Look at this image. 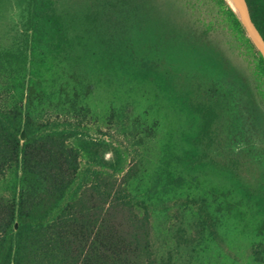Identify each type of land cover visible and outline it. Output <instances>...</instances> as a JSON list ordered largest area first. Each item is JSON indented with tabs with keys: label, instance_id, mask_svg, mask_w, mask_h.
<instances>
[{
	"label": "trees",
	"instance_id": "1",
	"mask_svg": "<svg viewBox=\"0 0 264 264\" xmlns=\"http://www.w3.org/2000/svg\"><path fill=\"white\" fill-rule=\"evenodd\" d=\"M143 49L210 65L138 77ZM221 117L244 158L208 154ZM0 264H264V56L228 0H0Z\"/></svg>",
	"mask_w": 264,
	"mask_h": 264
},
{
	"label": "rangeland",
	"instance_id": "2",
	"mask_svg": "<svg viewBox=\"0 0 264 264\" xmlns=\"http://www.w3.org/2000/svg\"><path fill=\"white\" fill-rule=\"evenodd\" d=\"M189 50H192L194 54L202 56H205L206 53L208 57H210V59L216 63V66L221 67L222 65V63L216 57V54L213 55L214 57L210 55L214 54L211 51L202 50L198 47L183 49V51L191 52ZM138 52L139 61L135 68V73L138 77L154 73L162 79L167 77H172L173 79H183L188 73H190V71H198V69L204 68L206 69L208 65H210V62L207 60H202L199 58L193 59L184 55L185 53H181V55L177 53L174 58L169 59L167 52L164 51L160 52L158 57L150 59L152 56H154L152 51H145V49H143L139 50ZM221 118L224 119V117ZM240 126H242V124ZM218 127V132L213 137V142L207 148L208 154L219 158H224L225 156L231 154H239L243 157V155H245V151L248 149V143L246 142L247 140L245 139V134L243 135L242 133L237 132V129L232 131L233 125L231 119H224L222 122L220 121ZM106 155L109 159L114 157V153L112 151H107ZM118 218L126 229L130 228L134 224V222L131 220L130 213L127 211L123 210L119 212Z\"/></svg>",
	"mask_w": 264,
	"mask_h": 264
},
{
	"label": "water",
	"instance_id": "3",
	"mask_svg": "<svg viewBox=\"0 0 264 264\" xmlns=\"http://www.w3.org/2000/svg\"><path fill=\"white\" fill-rule=\"evenodd\" d=\"M230 4L234 7L236 12L239 14L244 25L246 26L248 33L262 52L264 56V39L254 24L248 9V4L246 0H228ZM21 139L24 141L26 139L25 130L21 133ZM18 227V222L15 223V228Z\"/></svg>",
	"mask_w": 264,
	"mask_h": 264
}]
</instances>
